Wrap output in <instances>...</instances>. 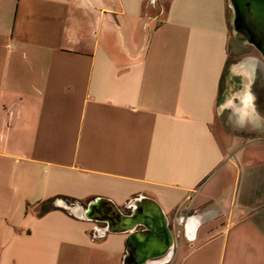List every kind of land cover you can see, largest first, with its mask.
<instances>
[{"label": "crops", "instance_id": "1", "mask_svg": "<svg viewBox=\"0 0 264 264\" xmlns=\"http://www.w3.org/2000/svg\"><path fill=\"white\" fill-rule=\"evenodd\" d=\"M229 42L227 0H0V264H122L128 233L71 209L141 196L171 264H264L219 110Z\"/></svg>", "mask_w": 264, "mask_h": 264}, {"label": "rangeland", "instance_id": "2", "mask_svg": "<svg viewBox=\"0 0 264 264\" xmlns=\"http://www.w3.org/2000/svg\"><path fill=\"white\" fill-rule=\"evenodd\" d=\"M227 4L229 43L230 51L232 52L229 57L223 91L219 100V110L224 130L231 139L230 151L233 158L239 162L243 156L251 157V159L247 160V169L241 170L243 178L240 196H245L244 198L249 199L247 208L251 213L250 216L264 231V165H261L264 164V59L254 46L245 41V38L234 33L232 28L233 10L228 0ZM252 60L255 62H252ZM244 89L247 94L254 95V103L257 105L256 109L263 115V118L260 121L258 120V123L256 120L257 124H254V126L251 123L253 120L251 116H247L244 111L242 116L234 115V108H229L226 103L228 95L234 100V97L239 92L244 93ZM251 110H254L252 105H250ZM256 155L261 159H256ZM254 159L259 160L258 165H253L256 164L252 163L255 161ZM69 207L71 206L69 205ZM171 229L176 237V232H174L172 226ZM161 262L163 263L160 264H171L172 258Z\"/></svg>", "mask_w": 264, "mask_h": 264}, {"label": "water", "instance_id": "3", "mask_svg": "<svg viewBox=\"0 0 264 264\" xmlns=\"http://www.w3.org/2000/svg\"><path fill=\"white\" fill-rule=\"evenodd\" d=\"M233 10L232 28L247 30L245 41L264 59V0H228ZM77 216L106 223L107 231L127 232L122 264H154L172 256L175 236L161 204L149 196L137 197L129 212L115 204L93 202L85 209L73 207Z\"/></svg>", "mask_w": 264, "mask_h": 264}, {"label": "trees", "instance_id": "4", "mask_svg": "<svg viewBox=\"0 0 264 264\" xmlns=\"http://www.w3.org/2000/svg\"><path fill=\"white\" fill-rule=\"evenodd\" d=\"M35 207L38 214H43L53 208V198L38 202Z\"/></svg>", "mask_w": 264, "mask_h": 264}, {"label": "flooded vegetation", "instance_id": "5", "mask_svg": "<svg viewBox=\"0 0 264 264\" xmlns=\"http://www.w3.org/2000/svg\"><path fill=\"white\" fill-rule=\"evenodd\" d=\"M247 34H248V32H247V30L246 29H244V28H240L239 30H238V33H237V35L238 36H242L243 38H245L246 36H247ZM124 212H128L129 210H123ZM105 223V222H104ZM106 224V223H105Z\"/></svg>", "mask_w": 264, "mask_h": 264}]
</instances>
